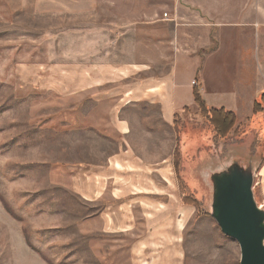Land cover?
I'll return each mask as SVG.
<instances>
[{
    "label": "rangeland",
    "instance_id": "rangeland-1",
    "mask_svg": "<svg viewBox=\"0 0 264 264\" xmlns=\"http://www.w3.org/2000/svg\"><path fill=\"white\" fill-rule=\"evenodd\" d=\"M195 8L0 0V264H239L237 242L211 215L184 207L191 190L177 177V139L179 176L209 211L204 178L215 164L264 158V110L240 125L235 116L228 137L213 141L189 96L193 60L207 50L194 51L188 32L229 20L189 17ZM220 42L215 108L230 110L239 58L258 71L255 90L264 83V28L243 56Z\"/></svg>",
    "mask_w": 264,
    "mask_h": 264
},
{
    "label": "crops",
    "instance_id": "crops-1",
    "mask_svg": "<svg viewBox=\"0 0 264 264\" xmlns=\"http://www.w3.org/2000/svg\"><path fill=\"white\" fill-rule=\"evenodd\" d=\"M187 3L193 5L195 10H190L189 17L196 18L194 13L197 14L199 19L209 20L215 18V20H229L227 24L223 22H206L202 26H198L199 34L198 36L195 32V27L189 29V37L192 41L197 42V48L194 51H206L203 55V59L195 63L193 60L192 66L193 70H190L192 74L193 81L199 85V92L202 100L208 107H218L216 104L215 93L218 92L219 87L217 80L215 78V67L217 65L216 53L220 51L222 43L221 39H225L224 44L230 43L231 56L234 52L240 51V55L243 56V53L248 52L250 47V41L254 29H259L260 27L264 28V0H185ZM223 25H230L229 28H222ZM239 28V29H238ZM228 29L230 35V42H227L228 33L224 30ZM216 40L220 47L213 49L211 47L212 42ZM227 42V43H226ZM239 54V53H238ZM239 58V66L242 68L239 69L238 74L235 77L234 85L231 88L230 102L228 103L231 112L236 116L237 122L244 113L253 114V105L254 102L259 99V97L264 94V83L260 88L255 90L254 83L256 78L258 79V71L249 69L248 59L246 56ZM260 62V59H258ZM262 67H258L259 72L264 74V55L262 61ZM219 81V80H218ZM208 85V87L205 85ZM193 86L190 89V99L194 103L193 99ZM206 88V89H205ZM176 97L180 98L182 90L180 85H177L174 89ZM251 92H254L251 94ZM205 97L208 99L206 101ZM248 98L246 102L244 99ZM195 104V103H194ZM186 104L181 105V109L185 108ZM223 108V107H222ZM175 115V114H173ZM237 125H240L239 122ZM127 130L124 131V133ZM211 132V130H210ZM264 147V142L261 148ZM119 167V165H117ZM257 182L256 187L258 190V196L261 202H264V158L258 170L256 172ZM177 177L179 181L184 185L185 189L187 184L184 179L179 176L177 172ZM167 181L169 182L168 178ZM171 181V180H170ZM184 207H191L190 205H184ZM184 216L189 214V210L183 211ZM179 227L182 228V225L179 224Z\"/></svg>",
    "mask_w": 264,
    "mask_h": 264
},
{
    "label": "water",
    "instance_id": "water-1",
    "mask_svg": "<svg viewBox=\"0 0 264 264\" xmlns=\"http://www.w3.org/2000/svg\"><path fill=\"white\" fill-rule=\"evenodd\" d=\"M261 162L250 164L232 156L226 164H215L213 173L206 175L208 182L204 178L206 184L201 178L209 195L205 207L209 211L202 209L206 215H211L221 234L237 242L239 264H264V204L256 198L254 180ZM201 170L210 169L202 166L199 174ZM178 172L180 174V170Z\"/></svg>",
    "mask_w": 264,
    "mask_h": 264
},
{
    "label": "trees",
    "instance_id": "trees-1",
    "mask_svg": "<svg viewBox=\"0 0 264 264\" xmlns=\"http://www.w3.org/2000/svg\"><path fill=\"white\" fill-rule=\"evenodd\" d=\"M193 99L194 103L196 104L197 108L199 109L200 114L203 118L208 122L209 126L211 127V135L213 141L217 142V140H224L228 137V133L231 130L232 126L235 123V115L233 112L229 110H224V108H215V107H208L205 102L202 100L200 92H199V85L194 81L193 87ZM185 109V108H184ZM261 110H264V94H262L259 99L254 102L253 111L257 113ZM179 132V131H178ZM179 134V133H178ZM180 137L178 136L177 139V147H176V154L178 155L176 159L177 164V172L179 171L180 167V152H179V142ZM4 208L7 209V205L4 201H2ZM185 204L193 205L197 208L196 216L205 215V212L200 205L198 206L197 202L191 198H188L184 202ZM8 210V209H7Z\"/></svg>",
    "mask_w": 264,
    "mask_h": 264
},
{
    "label": "flooded vegetation",
    "instance_id": "flooded-vegetation-1",
    "mask_svg": "<svg viewBox=\"0 0 264 264\" xmlns=\"http://www.w3.org/2000/svg\"><path fill=\"white\" fill-rule=\"evenodd\" d=\"M189 189L191 190L190 192H189V198H191V199H193V200H195L196 202H197V204H198V206L200 205V202L198 201V199L196 198V196H195V193H196V191L194 190V188L193 187H187L186 189H185V192L187 191H189Z\"/></svg>",
    "mask_w": 264,
    "mask_h": 264
},
{
    "label": "built area",
    "instance_id": "built-area-1",
    "mask_svg": "<svg viewBox=\"0 0 264 264\" xmlns=\"http://www.w3.org/2000/svg\"><path fill=\"white\" fill-rule=\"evenodd\" d=\"M194 83V82H193Z\"/></svg>",
    "mask_w": 264,
    "mask_h": 264
}]
</instances>
